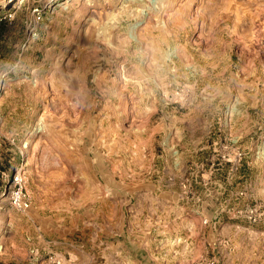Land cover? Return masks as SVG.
I'll use <instances>...</instances> for the list:
<instances>
[{"label": "rangeland", "instance_id": "obj_1", "mask_svg": "<svg viewBox=\"0 0 264 264\" xmlns=\"http://www.w3.org/2000/svg\"><path fill=\"white\" fill-rule=\"evenodd\" d=\"M57 260L264 264V0H0V264Z\"/></svg>", "mask_w": 264, "mask_h": 264}, {"label": "built area", "instance_id": "obj_2", "mask_svg": "<svg viewBox=\"0 0 264 264\" xmlns=\"http://www.w3.org/2000/svg\"><path fill=\"white\" fill-rule=\"evenodd\" d=\"M36 11V10H35ZM37 13L40 15L39 10ZM40 17V16H38ZM9 189H11V197L13 199V206L18 209H26L29 205L30 194L27 191L26 176L22 170H16L12 174ZM57 264H61L60 260L55 261Z\"/></svg>", "mask_w": 264, "mask_h": 264}]
</instances>
